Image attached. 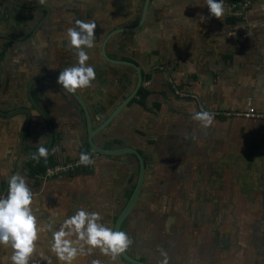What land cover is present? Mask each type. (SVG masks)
Returning a JSON list of instances; mask_svg holds the SVG:
<instances>
[{
  "label": "crops",
  "instance_id": "obj_1",
  "mask_svg": "<svg viewBox=\"0 0 264 264\" xmlns=\"http://www.w3.org/2000/svg\"><path fill=\"white\" fill-rule=\"evenodd\" d=\"M8 1L19 9L0 0V112L28 107L25 91L31 84L32 98L48 114L55 136L48 147L47 129L32 112L20 145L23 115L0 116V169L8 175L19 172L27 177L38 196L39 223L51 222L58 228L65 218L84 207L99 212L103 222L112 227L136 180L134 158L126 155L122 157L124 162H118L116 158L92 154L95 164L90 167H77L44 181L31 177L29 172L45 162L29 157L40 144L57 149L47 158L53 165L78 158L81 150L76 134L83 128V116L73 111L72 104L52 84L47 87L31 82L38 73L58 80L61 70L74 65L77 57L68 46L65 30L76 20L95 19V47L86 51L96 79L90 88L76 94L92 118V128L98 126L101 121L94 107L104 109L107 115L132 89L136 78L132 73L129 84L122 83L120 72L124 68L103 60L101 41L113 30L136 24L143 0H47L45 5L39 0ZM234 1L224 0L230 11L219 20L211 16L206 0H149L140 28L131 34H114L104 46L109 59L138 66L143 78L141 89L147 93L144 106L134 101L138 98L135 95L104 131L115 143H104L99 134L92 138L104 148H132L143 159L141 190L119 228L133 240L126 252L139 261L159 264L163 250L169 264H264V256L260 255L264 233L257 224L259 207L255 206L264 197L259 179L251 176V187L246 183L237 185L241 195L234 208H253L248 211L252 219L243 236L231 235L230 239L226 233L230 244L220 252L214 246L217 240L213 238L211 217V212L217 210L206 201L214 185L203 178L206 173L197 172V166L202 165L200 158L210 161L214 150L222 157L235 155L248 129L264 128V119L224 116L241 114L249 108L264 116V0H252L242 15L232 10ZM39 20H44L40 26L43 34L39 36L36 31L25 40ZM5 42H9L7 46ZM193 110L215 113L214 124L202 128L193 120ZM241 149L247 158L248 150ZM220 176L225 184L223 188L221 184L214 187L216 207L222 206L231 191L227 173ZM1 188H8L7 177L0 176ZM241 211L243 214L244 209ZM215 225L228 232V222ZM50 239L51 233L40 238L33 260L46 264L39 253L52 256ZM6 255L0 248V264H7ZM94 259L103 264H127L119 257L113 262L99 251L81 258V264H91ZM53 261L58 264L55 257Z\"/></svg>",
  "mask_w": 264,
  "mask_h": 264
},
{
  "label": "clouds",
  "instance_id": "obj_2",
  "mask_svg": "<svg viewBox=\"0 0 264 264\" xmlns=\"http://www.w3.org/2000/svg\"><path fill=\"white\" fill-rule=\"evenodd\" d=\"M39 3L45 5L47 0H39ZM206 4L211 16L219 20L230 11L225 8L224 0H206ZM96 29L97 21L93 19L76 20L65 30L68 46L75 50L77 59L74 65L60 71L57 83L69 94L90 88L96 79L95 68L89 63L91 56L86 51L95 47ZM192 118L208 129L215 122V113L193 110ZM56 151L40 144L31 156L37 162L41 158L46 161ZM78 163L92 166L95 159L91 153L81 152ZM0 176L7 177L8 184L6 195L0 196V248L7 253L4 257L7 264H32L40 238H46L48 233H51L49 250L52 256L39 253L46 264H54L53 257L58 264H81V258L95 251L115 262L132 245L133 240L127 232L108 226L99 212L84 207L65 218L58 228L51 222L39 223L38 196L30 188L27 177L19 172L8 175L3 169H0ZM161 256L159 264H169L167 253L161 250ZM91 264L103 262L94 259Z\"/></svg>",
  "mask_w": 264,
  "mask_h": 264
},
{
  "label": "water",
  "instance_id": "obj_3",
  "mask_svg": "<svg viewBox=\"0 0 264 264\" xmlns=\"http://www.w3.org/2000/svg\"><path fill=\"white\" fill-rule=\"evenodd\" d=\"M3 1H5L8 5L19 9L17 6L12 5L8 0H3ZM148 2H149V0H143L140 15H139V18H138L136 24H134L133 26H131L129 28H119V29L113 30L110 33H108L107 36H105V38L101 41L100 53H101L103 60L106 62L114 64L118 68H120V67L124 68L120 72V79L123 80L122 83L123 84H129L130 78L132 77V73H134L136 78L134 79L135 83L133 84L132 89L128 92V94H126L121 99V101L118 103V105H116L107 115L105 114L104 109L99 110L98 107H94V111H96V115L98 117H100L99 121H101L98 126H96L95 128H92V118L89 116V113H88L86 106H85L84 102L82 101V99L76 93L75 94H69L68 92H66L63 89V87L57 83L56 78L51 77V76L37 77V78H34V80H32V82H31V83H40L41 85H44L47 87L50 86V84H52L53 85L52 88L57 90L56 92L61 93L66 98V100H68L67 102L72 104L73 111L77 112V114L83 116V126H81V123H80L81 121H79L81 128L82 127L83 128L80 130V132H77V134H76L77 142L79 143V148L81 151L91 153V154L96 155L98 157L116 158L119 160L118 162H124L122 160V157L126 156V155H130L132 158H134V161L137 164L136 180H135L134 185L132 187L130 196L128 197L123 208L119 211L118 215L115 217V219L113 221L112 227L116 230H119L122 222L129 216L131 209H132V207H133V205H134V203L138 197V194L141 190V186H142V182H143V174H144V162H143V159L140 156V154L132 148L123 147V146L104 148L101 145L100 146L96 145L93 142L92 138L96 134H99V135H102V137L104 138V143L105 142L109 143V144L115 143L114 140H110L109 138H107V134L105 135L104 131L111 125L112 120L123 110V108L125 106H127V104L132 102V100L134 99L138 89L143 85V82H142L141 71L136 64L129 62V61H117V60L109 59L108 57H106V55L104 53V46L106 44L107 39L110 36H113L114 34L126 33V32L129 33V32H133V31H136L137 29H139L140 26L142 25L144 19H145L147 7H148ZM43 21L44 20H40L38 22V24L32 29V31L25 38V40L29 39L30 37L33 36V34L38 30L39 26L41 25V23H43ZM2 38L8 39L11 42L15 41L18 43V41L15 39L13 40L11 38H6L3 36H2ZM19 43H22V41H19ZM0 64H1V61H0ZM0 74H1V68H0ZM30 86H31V84H28L26 87V91H25L27 102H28V107L19 106L15 110L12 109L8 113L7 112L6 113L0 112V116H2L4 118L5 117L10 118V117H13L17 114L23 115L24 119H23L22 124L20 126L19 135H18L19 136V143H20V145H22V132L29 125V123L31 121V114H32V112H34L38 116L40 121L45 125V127L47 129V141H48L47 146L50 147V146H52V142L54 141V136H55L54 131H53V124H52V121L49 118L48 114H46L45 111L36 102H34V100L32 98V94H31L32 87H30ZM37 91H38V89H37ZM77 108H79V111ZM22 152H24V151L22 150ZM29 157H32V156L30 155ZM125 161H127V160H125ZM119 258L121 260H123L124 262H126L127 264H151V263L139 261L137 257L131 256L127 252L121 254L119 256Z\"/></svg>",
  "mask_w": 264,
  "mask_h": 264
},
{
  "label": "rangeland",
  "instance_id": "obj_4",
  "mask_svg": "<svg viewBox=\"0 0 264 264\" xmlns=\"http://www.w3.org/2000/svg\"><path fill=\"white\" fill-rule=\"evenodd\" d=\"M148 35V33L146 34ZM145 35V36H146ZM133 37V36H132ZM138 40V38H137ZM138 42H135L134 44H137ZM107 57V56H106ZM171 90V89H170ZM223 116V115H221ZM226 117L230 116H238L243 119H248V120H260L264 119V116H261L259 118H245L242 114H224ZM230 144H232L231 138L229 139ZM239 142V140H238ZM213 146H215L213 144ZM240 147L243 148L245 147L248 150V157H244V154L242 153V149L240 148V151L238 153L241 154H228L225 157H222V154H217V150L215 152L212 151L210 161L204 162V158H200L199 160L202 161V165L197 166V172L199 171L200 174L203 172L206 173L203 175V178L210 179L209 182L211 183L212 186L216 184L220 185L221 188L224 187V178L220 176V174L227 173L228 177V184H229V189L231 190L229 193L227 192L226 198L221 202V205H217L218 199L216 197V191L214 187L208 191L209 195L206 196V201H209V207L212 210H217L216 212H211V217L214 222V227H213V233H214V241L216 246V249H218L220 252L225 249V246L230 244L227 242L226 233L229 234V237L232 236H238L239 234L241 236L244 235V233L248 232L249 228H247L248 221L252 219V215L248 214V211H251L253 208L245 207L243 208H234L235 207V200H239V195H241V191L239 190L236 191L237 185L238 184H249L250 187L253 185V178L251 176H254L255 179H259V183L262 186V192L261 194L264 196V128H260V130H252L251 128L248 129L245 132V137L244 141L242 140L240 143ZM208 174V176H207ZM250 174V175H249ZM206 176V177H205ZM258 177V178H257ZM233 184V186H232ZM212 193V194H210ZM212 196L215 200V202H212ZM261 201V200H260ZM259 201V202H260ZM231 204L233 208L228 206L227 204ZM260 208V203L255 204V206ZM220 207V208H219ZM218 208V209H217ZM234 209L236 211H234ZM244 209V214H241L239 210ZM237 212V213H234ZM243 212V211H241ZM262 216V214H261ZM203 218V214H202ZM228 222L229 228L228 232L226 229L219 228L218 225H215V223L219 222ZM233 224V222H235ZM237 221L239 223H237ZM231 222V223H230ZM231 239V237H230ZM236 244V243H235Z\"/></svg>",
  "mask_w": 264,
  "mask_h": 264
},
{
  "label": "built area",
  "instance_id": "obj_5",
  "mask_svg": "<svg viewBox=\"0 0 264 264\" xmlns=\"http://www.w3.org/2000/svg\"><path fill=\"white\" fill-rule=\"evenodd\" d=\"M252 0H235L231 8L238 14H244L248 8L251 5ZM245 118H259L261 117L260 114L254 112L253 109L249 108L245 112L241 113ZM79 157L75 160H72L70 162H67L66 164H56L52 166H48L44 168V170L35 175V178L40 181H44L47 178H55L60 176L61 174H64L68 172L69 170H72L77 167H84V165H81L78 163ZM90 167V166H87ZM7 193V188H1L0 189V196H4ZM32 264H43L41 260H32Z\"/></svg>",
  "mask_w": 264,
  "mask_h": 264
},
{
  "label": "trees",
  "instance_id": "obj_6",
  "mask_svg": "<svg viewBox=\"0 0 264 264\" xmlns=\"http://www.w3.org/2000/svg\"><path fill=\"white\" fill-rule=\"evenodd\" d=\"M8 43H9V42H5L4 45L7 46ZM0 56H1V55H0ZM146 95H147V93H146L143 89L139 88L138 91H137V93H136V97H138V98H136V100H134V101H135L138 105H142V106H144V98H145ZM132 101H133V100H132ZM81 152H82V151H81ZM37 165H38L37 168L32 169V170L29 172V175H30L31 177L33 176V178H35V175L41 173V172L44 170V168H46V167H48V166H52L53 163H52L50 160H46L44 163L42 162V163L37 164ZM83 168H84V167H83Z\"/></svg>",
  "mask_w": 264,
  "mask_h": 264
},
{
  "label": "flooded vegetation",
  "instance_id": "obj_7",
  "mask_svg": "<svg viewBox=\"0 0 264 264\" xmlns=\"http://www.w3.org/2000/svg\"><path fill=\"white\" fill-rule=\"evenodd\" d=\"M40 21V20H39ZM39 21H37L36 23H35V25L33 26V28L38 24V22ZM47 23H49L50 24V22H47ZM43 23H41V25H42ZM40 25V26H41ZM40 26H39V28H38V30H37V32H39V33H37V35L39 34V36H41V34H43V32L41 31V29H40ZM32 28V29H33ZM32 29H31V31H32ZM30 31V32H31ZM130 34L131 33H133V32H129ZM41 39H43V38H41ZM46 40H47V38H46ZM45 40V41H46ZM122 42V41H121ZM50 48V47H49ZM117 61H122V60H117ZM46 76H50L49 74H39L38 73V75H37V77H46ZM142 81H143V78H142ZM141 88V87H140ZM78 109V108H77ZM83 152V151H82ZM228 206H230L231 208H233V206H231V204H227ZM258 211H259V213H258V218H257V220L259 221L257 224L258 225H261V229H262V232L264 233V197H263V202H261L260 203V208L258 209ZM261 214H262V216H261ZM258 231V230H257ZM259 240H263V239H259ZM260 255H262V256H264V249H262L261 250V252H260Z\"/></svg>",
  "mask_w": 264,
  "mask_h": 264
}]
</instances>
